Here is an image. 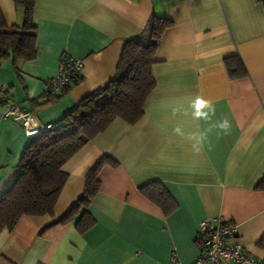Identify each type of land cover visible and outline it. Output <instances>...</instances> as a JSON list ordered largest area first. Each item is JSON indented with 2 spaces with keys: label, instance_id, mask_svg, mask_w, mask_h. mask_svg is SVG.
<instances>
[{
  "label": "crops",
  "instance_id": "0c3cea01",
  "mask_svg": "<svg viewBox=\"0 0 264 264\" xmlns=\"http://www.w3.org/2000/svg\"><path fill=\"white\" fill-rule=\"evenodd\" d=\"M8 26L19 22L13 0H0ZM151 15L171 21L155 51V86L134 123L120 118L62 166L67 180L51 215H22L0 232V264H180L198 255V223L222 216L236 226L233 241L264 259V4L256 0H35L36 57L0 60V85L38 125L56 124L114 75L127 40ZM63 53L81 60V79L43 101ZM237 54L247 74L229 78L223 59ZM210 101L195 116L197 98ZM4 105L0 103V115ZM230 121L229 134L217 125ZM179 128L177 133L175 129ZM29 135L0 117V194L19 174ZM102 155L116 160L99 171L87 207L94 224L56 221L84 189L87 169ZM159 180L177 203L168 215L138 187Z\"/></svg>",
  "mask_w": 264,
  "mask_h": 264
},
{
  "label": "trees",
  "instance_id": "16d2710c",
  "mask_svg": "<svg viewBox=\"0 0 264 264\" xmlns=\"http://www.w3.org/2000/svg\"><path fill=\"white\" fill-rule=\"evenodd\" d=\"M256 1L264 4V0ZM13 2L22 15L19 22L8 26L0 9V60L11 59L15 70L19 71L20 63L33 60L37 53L33 21L35 0ZM170 24L171 21L166 18L151 15L141 34L126 41L115 73L107 83L84 96L58 123L29 136L18 163L19 174L12 185L0 194V232L11 230L22 215H51L67 180L63 164L113 119L134 123L141 117L144 102L155 86L151 73L155 51L162 33ZM223 63L229 78L247 74L237 54L226 56ZM80 79L81 74H78L57 94L42 93V100L57 99ZM106 164L115 166L117 162L109 155H102L87 169L82 194L57 223H67L78 215L75 226L80 233L94 224L87 207L98 191L99 171ZM257 188H264V177ZM138 190L164 215L177 207L175 199L159 180L142 184ZM201 242V238L196 236L199 250ZM256 246L264 250V234L257 239Z\"/></svg>",
  "mask_w": 264,
  "mask_h": 264
},
{
  "label": "built area",
  "instance_id": "2783aa9c",
  "mask_svg": "<svg viewBox=\"0 0 264 264\" xmlns=\"http://www.w3.org/2000/svg\"><path fill=\"white\" fill-rule=\"evenodd\" d=\"M81 60L63 53L59 61L58 73L51 77L44 88V95L59 93L72 79L80 74ZM0 103L4 105L1 118L11 117L21 123L26 133L31 136L40 129L52 124L38 125L34 117L27 111L21 110L12 101L7 89L0 85ZM235 224L222 216L203 218L198 223L197 237L201 238L199 255L189 264H264L251 251L235 243ZM170 264H180L173 258Z\"/></svg>",
  "mask_w": 264,
  "mask_h": 264
},
{
  "label": "clouds",
  "instance_id": "9594fccd",
  "mask_svg": "<svg viewBox=\"0 0 264 264\" xmlns=\"http://www.w3.org/2000/svg\"><path fill=\"white\" fill-rule=\"evenodd\" d=\"M212 109V104L210 101H206L202 98H197L196 103H195V116L197 118H204L207 119L209 113L207 111H203V109ZM214 111V109H212ZM217 127L222 130L224 134H229L230 129H231V124L230 121L227 118H224L221 122L218 123ZM177 133L180 132V129L177 128L175 129Z\"/></svg>",
  "mask_w": 264,
  "mask_h": 264
}]
</instances>
